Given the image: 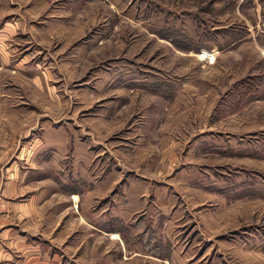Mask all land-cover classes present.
<instances>
[{"label": "rangeland", "instance_id": "rangeland-1", "mask_svg": "<svg viewBox=\"0 0 264 264\" xmlns=\"http://www.w3.org/2000/svg\"><path fill=\"white\" fill-rule=\"evenodd\" d=\"M259 4L0 0V264H264Z\"/></svg>", "mask_w": 264, "mask_h": 264}, {"label": "crops", "instance_id": "crops-1", "mask_svg": "<svg viewBox=\"0 0 264 264\" xmlns=\"http://www.w3.org/2000/svg\"><path fill=\"white\" fill-rule=\"evenodd\" d=\"M264 2V0H255V4H256V6L258 7V10L260 9V4H259V2ZM258 15H259V13H258ZM259 17V16H258Z\"/></svg>", "mask_w": 264, "mask_h": 264}]
</instances>
